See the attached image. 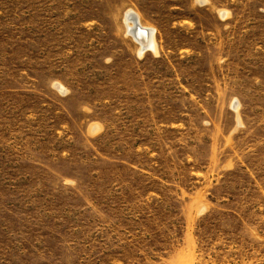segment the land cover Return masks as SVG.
<instances>
[{
    "label": "rangeland",
    "instance_id": "1",
    "mask_svg": "<svg viewBox=\"0 0 264 264\" xmlns=\"http://www.w3.org/2000/svg\"><path fill=\"white\" fill-rule=\"evenodd\" d=\"M0 264H264V0H0Z\"/></svg>",
    "mask_w": 264,
    "mask_h": 264
},
{
    "label": "bare ground",
    "instance_id": "2",
    "mask_svg": "<svg viewBox=\"0 0 264 264\" xmlns=\"http://www.w3.org/2000/svg\"><path fill=\"white\" fill-rule=\"evenodd\" d=\"M125 20L130 30L129 33H132V37L133 39H135V41L137 40L139 44L138 46H140L141 51H155V36L152 29L144 27L141 24L138 15L133 11H129L127 13V18Z\"/></svg>",
    "mask_w": 264,
    "mask_h": 264
}]
</instances>
